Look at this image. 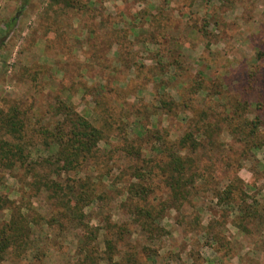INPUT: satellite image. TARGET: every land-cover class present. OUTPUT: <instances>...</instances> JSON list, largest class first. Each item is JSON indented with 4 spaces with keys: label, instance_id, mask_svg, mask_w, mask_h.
I'll return each mask as SVG.
<instances>
[{
    "label": "rangeland",
    "instance_id": "1",
    "mask_svg": "<svg viewBox=\"0 0 264 264\" xmlns=\"http://www.w3.org/2000/svg\"><path fill=\"white\" fill-rule=\"evenodd\" d=\"M65 1L0 0V121L17 109L24 153L31 159L50 155L36 131L61 118L54 109L59 100L96 127L110 122L122 128L128 143L147 156L155 153L157 129L176 141L207 124V132L198 136L203 148L186 150L189 157L198 156L199 169L206 168L204 185L189 201L164 212L163 231L155 232L153 241L147 234L132 235L139 248H158L154 258H141L139 264H264V102L261 109L251 103L264 100V0ZM254 78L261 82L253 83ZM255 115L262 125L256 136L250 133L258 123ZM0 139L13 140L4 129ZM250 140L251 147L245 146ZM119 142L98 146L117 148L109 153L108 168H113L112 185L122 187L116 167L127 161ZM24 170L0 167V196L16 205L28 201L13 176ZM86 172L96 174L86 167L81 175ZM235 176L249 186L227 207L214 193ZM40 194L33 206L46 214ZM168 194L163 188L155 196L163 201ZM254 201L263 212L249 233L232 211ZM109 207L113 221L131 227L132 215L119 198L104 210ZM84 211L90 212L91 224L98 223L94 206ZM0 215L8 218L9 211ZM51 227L32 232L38 239L46 233L47 239L59 240L43 259L27 257L25 263L8 255L1 264H78L74 234L59 236L57 226ZM97 244L103 249L101 236Z\"/></svg>",
    "mask_w": 264,
    "mask_h": 264
},
{
    "label": "trees",
    "instance_id": "2",
    "mask_svg": "<svg viewBox=\"0 0 264 264\" xmlns=\"http://www.w3.org/2000/svg\"><path fill=\"white\" fill-rule=\"evenodd\" d=\"M65 3L69 5L70 0ZM15 21L16 18H13L7 29ZM251 81L261 82L258 78ZM246 101H240V106L246 107ZM263 102L255 99L251 101L260 105L257 106L259 109ZM54 109L55 114L61 118L51 126L39 127L36 131L42 138V146L52 150L44 158L31 159L28 151L24 153L26 146L22 144L23 126L15 107L13 112L0 121V130L4 129L13 139H0V167L10 170L25 167L24 173L13 176L21 183L22 198L28 200L26 204L16 205L14 201L0 196V213L9 211L8 218L0 215V264L8 255L25 263L27 257L43 259L50 248L58 247L59 240L47 239L45 232V237L38 239L32 236V232L35 227H39L42 233L43 226L52 228V225L57 226L59 236L64 231L74 234L76 244L73 253L78 264H139L141 258H154L157 247L146 244L139 248V245L132 244L131 237L137 232L147 234V241H153L155 232L163 231L160 221L165 216L164 212L189 201L196 187L204 185L206 168L199 169L198 156L189 157L186 150L195 153L203 148L198 136L207 132L208 125H202V129L192 128L176 141L161 135L157 129L153 137L157 146L151 147L155 153L147 156L142 154L140 148L128 143L129 139L122 128L114 127L110 122H105V128L96 127L72 105L60 100ZM254 118L258 123L254 124L255 128L250 133L256 136L262 125H259V115ZM142 131H145L144 134L150 133L148 128ZM147 136L152 135L147 133ZM28 138L32 144L33 135ZM136 138L133 139L138 140L141 136ZM118 139L121 140L119 143L124 144L126 156L123 160L127 161L124 167H116L115 178H121L122 187L112 185L110 177L114 176L113 168H108L111 160L109 153L117 148L101 150L98 146L100 141H104L110 148L112 140ZM252 141L244 145L251 147ZM259 144L255 143L253 147L258 148ZM86 167L96 174L86 172L81 175ZM231 179L223 189L214 193L217 202L227 207L234 204L238 195L245 194L244 188L249 186L236 176ZM163 188L168 189L169 200H157L155 194ZM39 193L45 195L43 202L47 207L46 214L36 211L33 206V198ZM117 198L132 215L131 227L113 221L110 207L104 210L105 204ZM254 203L244 207L237 205L239 213L232 211L242 220V231L250 233L252 221L262 216L263 211L257 208L258 201ZM90 206L95 207V218H98L95 225L90 223V212L87 214L84 211V208ZM99 236L102 237L103 249L97 244Z\"/></svg>",
    "mask_w": 264,
    "mask_h": 264
}]
</instances>
